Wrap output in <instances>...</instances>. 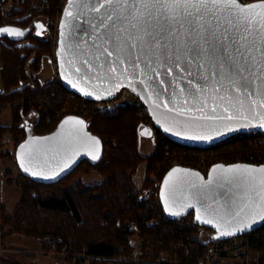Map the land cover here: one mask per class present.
Returning <instances> with one entry per match:
<instances>
[{
    "label": "trees",
    "instance_id": "1",
    "mask_svg": "<svg viewBox=\"0 0 264 264\" xmlns=\"http://www.w3.org/2000/svg\"><path fill=\"white\" fill-rule=\"evenodd\" d=\"M8 1L0 0V6ZM36 2L12 0L13 11L8 17L0 10V28L12 27L24 32L23 36L0 33V110L10 107L13 122L1 128L3 133L13 135L15 144L3 157H12L17 165V150L27 137L30 126L26 120L30 114H37L33 132L46 134L83 103V98L60 80L41 81L35 75L53 56L52 38L44 39L36 33V21L48 22L64 9L63 0H49L42 11L36 9ZM87 103L89 107L91 102ZM86 121L89 129L102 138L103 158L84 159L69 174L53 182L35 180L21 171L16 179L21 184V202L12 214L1 216L3 239L13 233L33 237L42 242L43 250L48 253L56 244L59 251L65 249L68 253L61 258L76 264L86 262L87 257H91L90 264H136L120 258L132 252L129 243L132 221L138 223L141 235L151 239L154 246L159 241L162 247H170L173 242L191 238L196 229L180 220L192 218L194 213L168 216L155 194L151 176L172 152H197L200 148L162 136L149 154L144 153L140 146L141 119L136 109L127 105L112 111H92ZM261 138L264 131L241 133L214 149L227 163H264ZM141 167L144 175L139 182L137 175ZM92 172L102 178L97 183L86 184L84 177ZM142 192L147 193L146 199H140ZM259 232L262 235L254 236L252 244L263 248L264 227ZM182 259L187 260V256L183 255ZM0 261L1 264H35L16 260L10 254H3Z\"/></svg>",
    "mask_w": 264,
    "mask_h": 264
},
{
    "label": "water",
    "instance_id": "2",
    "mask_svg": "<svg viewBox=\"0 0 264 264\" xmlns=\"http://www.w3.org/2000/svg\"><path fill=\"white\" fill-rule=\"evenodd\" d=\"M240 2L247 5L259 3L260 0H253L250 3H245L242 0ZM68 12H71L72 15H67ZM96 15L92 12L82 14L80 0H77V3L71 8H69V0H67L62 12L56 56L55 59L51 58V61L56 62L57 73L62 85L74 94L86 100L96 101L112 98L126 87L131 90L135 89L133 91L144 101L153 121L160 130L173 141L195 148L214 146L243 132L264 131V124L259 122L257 116V113L264 114V107L259 105L248 107L247 98L245 99V110L243 111H238L236 106L222 103L219 99L215 100L216 107L213 110V97L224 95V88H219L217 92L211 90L213 80L218 79V77L210 78L207 82L209 86L203 93L207 99V104H200L188 95L187 79L180 80L182 74L175 68L170 75H166L163 67L153 65V67H156V71L160 73L159 76H156L154 72L149 71L144 62H140L138 68H133L131 62L124 59L123 64L119 61L114 64V72L108 71L109 61H115L116 54L114 53L112 57H107L106 53L100 54L99 59H97L96 49L92 47L93 40L87 34L81 35V27H86L87 22ZM94 22L98 23V21ZM103 31V29H100L97 35H100ZM50 33V28L47 26L46 35L41 36L48 39ZM107 47L108 51H113L111 45ZM85 52L88 54L85 55ZM255 54L259 57L258 52ZM85 59L88 61V65L83 63ZM76 69H80V71L77 72ZM125 69L127 70L125 71ZM192 72L197 82L204 83L200 80L195 65L192 66ZM174 78L179 80V85L171 83ZM142 80L144 83H141ZM160 80L164 81L163 85L159 84ZM180 87L185 89L183 95L179 93ZM165 88L168 91H164ZM81 89H84V92ZM174 89L177 91L175 99L171 95ZM85 92L92 94L85 95ZM109 92L112 95H108ZM232 95L235 96L236 94L233 92ZM185 99L188 100L186 104L184 103ZM165 101L167 102L166 105ZM223 107H228L229 112L225 113ZM198 109H202V111ZM229 114L235 119H206V117H225ZM69 117L83 121V125L76 124L75 120L68 121ZM65 121L68 122L65 123ZM226 126L232 130H226ZM168 128H171L172 131H166ZM145 130L150 134H144ZM176 132L181 134L176 135ZM217 132L221 134L217 135ZM198 135L211 136L212 139L192 138ZM151 136V130L141 129L140 137ZM91 137L96 138L99 144L91 140ZM21 146L25 147L22 149ZM93 156L98 158L93 159ZM103 156L104 144L102 138L89 129L88 123L83 117L75 113L64 116L55 129L46 134H35L29 128L27 137L17 150V161L21 171L31 178L43 182H53L63 178L84 159L99 161ZM21 159L24 160L26 167H30L32 171L39 174L32 175L31 172H25L21 167ZM218 165H222L224 168L233 165L258 168L264 166V163L250 161L219 162L214 164L207 174L193 166H173L165 173L161 182L160 200L166 214L174 217L193 212L198 223L215 229L217 235L224 238L261 227L264 221H261L257 214L264 209V203L257 196V192H259L258 185L254 190H249L252 203L247 207H243L242 211H240L242 203L229 206L227 211H214L220 205H224L230 197H235L245 190L241 186L242 180L240 179L223 186H220L219 183H213L204 189L203 194L207 197L206 203L211 205L207 211H205V201L203 199L193 198L199 185L215 179L216 174L213 173L212 169ZM174 169L188 170V173H198L199 176L185 174L184 172H173ZM194 184L197 185V188L193 187ZM188 205L192 206L188 207ZM237 211H239V215H236ZM197 216H200L201 219H197ZM207 220H212L213 223H206ZM245 224L251 226L245 228ZM222 232H232L233 235H221Z\"/></svg>",
    "mask_w": 264,
    "mask_h": 264
},
{
    "label": "snow or ice",
    "instance_id": "3",
    "mask_svg": "<svg viewBox=\"0 0 264 264\" xmlns=\"http://www.w3.org/2000/svg\"><path fill=\"white\" fill-rule=\"evenodd\" d=\"M75 3L77 0H69V8ZM80 7L82 14L88 12L97 14L87 22L86 27H81V35L87 34L93 40L92 47L96 49V58L99 59V55L104 53L107 57L116 54L115 61H109L108 71L114 72V64L117 61L123 64L124 59H128L133 68H138L139 63L144 62L149 71L154 72L156 76L160 75L156 67H163L166 75H170L175 68L182 74L180 80L187 79L188 95L200 104H207V99L203 95L209 86L207 82L210 78L218 77L213 80L211 90L217 92L219 88H224V95L213 97V110L217 99L230 106H236L238 111L245 110L246 98L248 107L255 105L264 107V0L247 5L242 4L240 0H80ZM67 15L71 16L72 13L68 12ZM39 27L42 28L43 25ZM100 29L104 31L97 35ZM0 33L24 35L22 30L12 27L0 28ZM108 45L112 46L113 51H108ZM257 52L259 57L255 54ZM83 63L88 65L86 59ZM193 65L196 66L200 80L204 83L195 80ZM76 71L79 72L80 69ZM171 83L179 85V80L174 78ZM159 84L163 85L164 81L160 80ZM81 91L84 92V89ZM164 91L168 89L165 88ZM184 92L185 89L180 87L179 93L183 95ZM233 92L235 96L232 95ZM108 95L112 93L109 92ZM171 95L175 99L177 91L174 89ZM164 103L166 105L167 102ZM184 103H188V100L185 99ZM223 111L228 113L229 108L223 107ZM257 116L259 122L264 124V114L257 113ZM206 119L231 120L235 117L229 114L225 117ZM73 120L75 118H68V121ZM75 123L83 125V121L80 120H75ZM226 130L232 129L226 126ZM166 131L172 129L168 128ZM144 134L150 133L145 130ZM180 134L176 132V135ZM220 134L217 132V135ZM192 138L212 139L211 136L205 135ZM90 139L99 144L96 138ZM21 147L23 149L25 146ZM97 158L93 156V159ZM21 167L32 175L39 174L26 167L23 159ZM212 171L216 174L215 179L199 185L193 197L205 201V211L211 205L206 203L207 197L203 190L213 183L223 186L232 184L237 179L242 180L241 186L245 190L235 197H230L224 205H220L214 211H227L229 206L237 203H242L240 208L242 211L243 207L252 203L249 190H254L257 185L259 186L257 196L264 203V166L257 168L233 165L224 168L218 165ZM173 172L199 176L198 173H188V170L182 169H174ZM193 187L197 188V185L194 184ZM236 215H239V211ZM257 215L264 221V209ZM197 219L201 217L197 216ZM205 222L213 223L212 220ZM250 226L244 225L245 228ZM221 235L233 233L222 232Z\"/></svg>",
    "mask_w": 264,
    "mask_h": 264
},
{
    "label": "built area",
    "instance_id": "4",
    "mask_svg": "<svg viewBox=\"0 0 264 264\" xmlns=\"http://www.w3.org/2000/svg\"><path fill=\"white\" fill-rule=\"evenodd\" d=\"M242 1L245 3H250L253 0ZM66 2L67 0H63V6L66 4ZM48 3L49 0H37L35 7L38 11H42ZM0 10L4 17H8L13 11V6L7 2H4L1 4ZM61 15L62 13H59L56 17H53L48 21V25L51 28L50 36L52 38V51L54 58L56 56L58 30L61 23ZM55 79L60 80L57 72ZM87 102H91L89 107ZM126 105L136 109L137 114L141 119L142 128H147L152 131V139L156 142V144H158L160 137L167 136L156 126L150 115L148 107L141 97L128 87L122 89L119 94L109 99L96 101L83 99L82 105L76 109L75 114L80 115L86 120L89 118L92 111H112L117 107ZM1 127L2 124L0 123V155L2 151H5L9 148H5V146L11 143L14 144V138L11 133H3ZM233 137L234 136L220 142L217 145L200 148V150H197V152H189L188 150H177L172 152V156L169 157V159L164 163L159 164L156 172L153 174V177L156 181L155 194L157 195L160 204H162L160 200L161 182L165 173L170 168L176 165L193 166L207 174L214 164L219 162L227 163L223 158L217 155L214 147L225 143ZM260 142L262 144V142H264V138H261ZM1 172L2 170L0 167V178L2 174ZM146 198L147 193L142 192L140 194V199ZM180 221L181 223L186 221L188 225L193 226L196 229V232L191 238H187V240L183 239L177 243L173 242L170 247H162L160 245L161 242L159 241L157 242V245L154 246V243L151 239H146L141 235V229L138 223L132 221L130 227L133 233L129 239V243L132 246V252L128 257L120 256V258L132 260L136 264H142L146 262L154 264H264V247H256L252 244V238L254 236L262 235L259 231L262 227H264V224L255 230L224 238L218 236L215 229L198 223L195 217L181 218ZM152 223L153 222L150 224ZM167 247H172L175 251H171V249H167ZM49 253L56 256L68 254L65 249L59 251L56 244H53L52 250ZM183 255L187 256V260L182 259ZM190 257H192L193 260H191ZM88 260L90 262L91 257H87V261Z\"/></svg>",
    "mask_w": 264,
    "mask_h": 264
},
{
    "label": "rangeland",
    "instance_id": "5",
    "mask_svg": "<svg viewBox=\"0 0 264 264\" xmlns=\"http://www.w3.org/2000/svg\"><path fill=\"white\" fill-rule=\"evenodd\" d=\"M8 4L12 5V0H9ZM43 20L46 22L45 19ZM51 58L54 59L53 56ZM48 61L49 59H47L44 62L43 67L35 74L39 80H42V79L50 80V79L55 78V75L57 72L56 63L55 61H51L52 63H48ZM1 73H2V63L0 59V80H1ZM1 106H0V109H1ZM3 122L9 123V124L7 123L6 126L8 125L10 126L13 123L12 122V110L10 107L0 110V123L3 125ZM28 122H31V123L35 122V118H28L27 123ZM155 144L156 142L152 139V136L151 137H141L140 146L144 153L149 154L153 150ZM14 146L15 145H13V143L5 146V148L9 147L5 151L13 150ZM5 151H2L0 155V167L2 170L1 172L2 174L0 178V248H1L0 258L1 256H3V254H10L14 257V259L19 260L24 263L76 264V262L73 260L72 262H67L64 258H61V256H56V255L43 251L42 246L39 243V240L36 238L29 237V236H26L20 233H13L14 235L11 238H7L9 236L7 235L5 239H3V237L1 236V221H2L1 216L3 215V213L12 214L15 211V209L18 207V205L20 204L21 198H22V191H21V186H20L21 184H19L16 180L18 175L15 172H12L13 169L8 170L9 169L8 167L16 166L17 163L12 157H3V153ZM171 156L172 155H170V157ZM153 174L151 176V179H153L154 182H156L155 178L153 177ZM143 175H144V167H141L140 172L137 175V180L139 182L142 181V180L140 181V179H143ZM89 176H93L92 179H90L91 177ZM95 176H100V175L96 172L87 174L84 177L85 183L89 184L91 180L97 183ZM100 178L102 177L100 176ZM155 188H156V184H155ZM8 243L9 244L11 243V246H13V248L31 249L29 250L31 256H28V253L13 252V251L7 250L9 247V245L7 246ZM63 256L64 255H62V257ZM90 262L89 260L88 261L86 260V262L81 263V264H90ZM0 264H1V261H0Z\"/></svg>",
    "mask_w": 264,
    "mask_h": 264
},
{
    "label": "crops",
    "instance_id": "6",
    "mask_svg": "<svg viewBox=\"0 0 264 264\" xmlns=\"http://www.w3.org/2000/svg\"><path fill=\"white\" fill-rule=\"evenodd\" d=\"M39 25H43V27L41 28V27H39ZM48 26V23H47V21L45 22L43 19H39V20H37L36 21V33L38 34V35H46V27ZM48 63H52L51 62V60L49 59V61H48ZM53 68V67H52ZM54 69V68H53ZM47 80H49V79H45V80H41V81H47ZM28 118H35V121H36V119H37V114H36V112H34V113H32V114H30L28 117H27V119ZM26 122H27V120H26ZM32 122V121H31ZM31 122H28V124H29V128L30 129H32V125H33V123H31ZM8 123V122H7ZM7 123H5V122H3V125H6ZM9 124V123H8ZM11 124V123H10ZM152 143V142H151ZM9 169L8 170H10V169H13L12 170V172H15L18 176L20 175V173H21V169L19 168V166L18 165H16V166H10V167H8ZM89 177H91L90 179H92V177L93 176H89ZM96 177V181L97 182H99L100 180H101V178H100V176H95ZM142 179H140V181H141ZM94 183H96V182H93L92 180L90 181V183L89 184H94ZM13 235L14 234H10L7 238H11V237H13ZM11 241V240H10ZM39 243H40V245L42 246V250H43V244H42V242H40L39 241ZM9 245V247H8V249L7 250H9V251H13V252H24V253H28V255H31L30 254V252H29V250H31V249H19V248H13V246H11V243L9 244H7V246ZM44 251V250H43Z\"/></svg>",
    "mask_w": 264,
    "mask_h": 264
}]
</instances>
